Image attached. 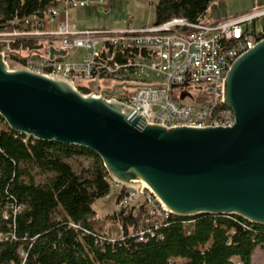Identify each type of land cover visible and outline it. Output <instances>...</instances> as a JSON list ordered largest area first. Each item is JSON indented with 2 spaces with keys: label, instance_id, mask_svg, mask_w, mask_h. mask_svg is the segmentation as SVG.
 Returning a JSON list of instances; mask_svg holds the SVG:
<instances>
[{
  "label": "water",
  "instance_id": "1",
  "mask_svg": "<svg viewBox=\"0 0 264 264\" xmlns=\"http://www.w3.org/2000/svg\"><path fill=\"white\" fill-rule=\"evenodd\" d=\"M28 57L0 40V118L11 131L93 153L109 182L136 192L131 209L144 206L147 192L172 217L236 216L264 226V39L225 74L230 127L138 128L110 97L158 86L125 82L98 90L95 78L83 93L61 76L27 69L21 62Z\"/></svg>",
  "mask_w": 264,
  "mask_h": 264
},
{
  "label": "trees",
  "instance_id": "2",
  "mask_svg": "<svg viewBox=\"0 0 264 264\" xmlns=\"http://www.w3.org/2000/svg\"><path fill=\"white\" fill-rule=\"evenodd\" d=\"M215 1L220 0H156L152 24L171 18L212 22L208 9ZM54 6V0H0V32L19 28L25 18ZM37 48L34 41L11 44L20 53ZM74 153L93 159L89 180L65 162ZM109 188L93 153L28 138L0 118V264H20L19 248L26 254L24 264H251L254 248L264 245V226L236 216L163 219L146 206L100 216L93 206ZM6 205L21 209L16 214L7 210L3 217ZM110 224L120 231L113 242L107 234ZM143 229L153 232L145 242L137 236Z\"/></svg>",
  "mask_w": 264,
  "mask_h": 264
},
{
  "label": "built area",
  "instance_id": "3",
  "mask_svg": "<svg viewBox=\"0 0 264 264\" xmlns=\"http://www.w3.org/2000/svg\"><path fill=\"white\" fill-rule=\"evenodd\" d=\"M54 3L42 15L25 18L19 28L0 32V40L11 44L21 40L40 46L34 53H21L29 55L21 62L24 67L61 76L83 93L89 91L87 84L95 78L98 90L125 82L158 86L126 88L124 97H110L125 105L127 118L138 119V128L150 124L195 128L233 125V112L222 98L224 77L237 57L264 39V6L205 24L171 18L136 28L127 19L122 28L91 32L75 30L67 20L70 10L85 8L90 0ZM52 44L57 46L46 49ZM71 50L81 51L79 59L54 58V52ZM144 196V206L151 213L157 212L163 219L170 217L151 194L144 192ZM135 200L133 189H123L113 211L131 208ZM20 209L6 205L2 215L6 217L7 210L16 214ZM137 236L138 241L145 242L153 232L143 229ZM18 254L20 264H24V250L19 248Z\"/></svg>",
  "mask_w": 264,
  "mask_h": 264
},
{
  "label": "rangeland",
  "instance_id": "4",
  "mask_svg": "<svg viewBox=\"0 0 264 264\" xmlns=\"http://www.w3.org/2000/svg\"><path fill=\"white\" fill-rule=\"evenodd\" d=\"M155 2L156 0H91L90 4L83 9L70 10L68 19L73 23L75 30L91 32L122 28L126 25L125 20L129 18L133 26H149L154 22L153 4ZM261 6H264V0H220L210 4L208 13L210 18L216 21ZM51 46L56 47L57 44L46 46V49ZM53 55L57 60L71 61L79 59L81 51H58ZM92 161L90 156L83 153H74L69 159H65L77 175L88 180ZM109 183L108 196L99 198L93 206L94 211L100 216L111 214L113 211L117 186ZM107 234L109 239L119 238L118 226L110 224ZM251 264H264V245L254 248Z\"/></svg>",
  "mask_w": 264,
  "mask_h": 264
},
{
  "label": "crops",
  "instance_id": "5",
  "mask_svg": "<svg viewBox=\"0 0 264 264\" xmlns=\"http://www.w3.org/2000/svg\"><path fill=\"white\" fill-rule=\"evenodd\" d=\"M90 2H91V0H90ZM77 10H80V9H77ZM60 18L62 19L63 18V15ZM67 20L73 26V23L71 21H69V19H68V13H67ZM129 23L133 26L132 20L130 18H129ZM133 27L139 28V27H144V26H133ZM119 191H120V189H119V187H117V191H116L115 197L119 193Z\"/></svg>",
  "mask_w": 264,
  "mask_h": 264
}]
</instances>
